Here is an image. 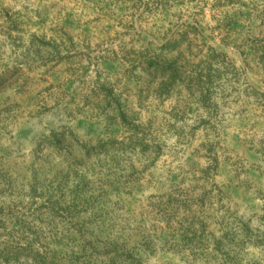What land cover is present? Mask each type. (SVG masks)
Listing matches in <instances>:
<instances>
[{"label":"rangeland","instance_id":"1","mask_svg":"<svg viewBox=\"0 0 264 264\" xmlns=\"http://www.w3.org/2000/svg\"><path fill=\"white\" fill-rule=\"evenodd\" d=\"M180 26L202 38L192 36L180 57L161 51ZM261 33L264 0H0V176L24 171L52 130L86 142L121 138V124L108 127L99 110L111 102L109 90L164 145L153 163L130 155L143 180L114 201L138 211L172 184L207 186L198 171L211 165L232 213L264 233V57L252 43ZM211 47L230 64L211 81L186 76L159 87L169 74L152 57L160 67L180 61L207 74L222 62ZM260 256L252 250L248 260ZM149 264L194 263L170 252Z\"/></svg>","mask_w":264,"mask_h":264},{"label":"trees","instance_id":"2","mask_svg":"<svg viewBox=\"0 0 264 264\" xmlns=\"http://www.w3.org/2000/svg\"><path fill=\"white\" fill-rule=\"evenodd\" d=\"M192 36L200 34L180 26L160 50L180 57L196 41ZM252 43L263 58L264 33ZM209 52L216 55L212 47ZM216 56L222 62L207 74L206 69L188 70L180 61L160 67L157 56L151 64L169 74L159 85L166 90L183 84L186 76L199 84L211 81L228 63L224 55ZM205 85L211 87V82ZM106 95L111 102L99 110L108 127L121 124V138L86 142L52 130L40 138L43 152L32 154L35 159L25 172L15 167L7 177L0 176V264H149L170 252L194 264H264V233L232 213L211 178V165L198 171L197 182L207 186L172 184L142 202L138 211L112 199L121 188L143 180V169L130 155L138 152L153 163L164 145L150 132V123L143 126L137 109L112 98L109 90ZM47 148L50 155H44ZM50 157L58 163L48 164ZM252 250L261 256L248 260Z\"/></svg>","mask_w":264,"mask_h":264}]
</instances>
